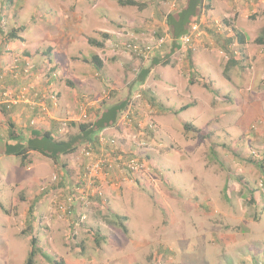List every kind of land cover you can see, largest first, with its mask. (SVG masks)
Returning a JSON list of instances; mask_svg holds the SVG:
<instances>
[{"label":"rangeland","instance_id":"obj_1","mask_svg":"<svg viewBox=\"0 0 264 264\" xmlns=\"http://www.w3.org/2000/svg\"><path fill=\"white\" fill-rule=\"evenodd\" d=\"M119 1L0 0V69L9 75L23 61L17 77L37 75L20 84L24 96L29 85L50 86L52 108L40 106L64 128L56 139L76 133L72 124L92 121L100 106L130 99L113 132L102 130L97 142L62 156L58 166L37 152L24 167L17 157L0 156V264H23L31 235L41 253L62 264H264V196L249 201L250 191H263L262 177L248 162L264 159V44L254 42L264 17L249 16L247 42L225 50L221 42L236 22L202 12L200 34L180 42L168 64L152 67L139 84L138 72L163 54L169 38L148 60L126 44L165 36L172 2L136 0L138 8ZM207 29L224 40L215 35L218 45L214 39L195 45ZM103 33L109 38L102 48L88 44ZM6 41L16 46L5 50ZM29 41L36 48L25 46ZM95 52L100 70L91 62ZM230 56L238 64L226 70ZM163 78L172 89L155 88ZM0 90L5 106L8 89L0 84ZM132 160L141 167L131 170ZM34 261L49 264L40 253Z\"/></svg>","mask_w":264,"mask_h":264},{"label":"trees","instance_id":"obj_2","mask_svg":"<svg viewBox=\"0 0 264 264\" xmlns=\"http://www.w3.org/2000/svg\"><path fill=\"white\" fill-rule=\"evenodd\" d=\"M119 2L121 5L136 6L139 8L138 2L136 0H123ZM203 2L204 0H183L182 4L179 5L177 9L167 14L166 33L169 38V42L166 44V46L168 45V47L164 49L163 54L157 53L151 57L149 66L142 67L138 72V75L134 81L135 83L143 84L152 67L156 65L165 66L168 64V58H170L180 48V37L188 33L189 26L192 23H197L199 21L203 9ZM16 33V30H12L10 33H8L9 39L15 38ZM0 34H3L1 30ZM235 36L239 40L238 44L243 45V36L241 34H236ZM101 37V41H98L95 38H88L87 42L91 46L101 48L103 47L104 40L109 38L105 33H103ZM261 40L262 39H259L257 41L259 42ZM91 62L96 70H100L102 68V61L97 55L91 56ZM237 64L238 61H234L233 58H230L229 61H227L226 70L229 66H235ZM21 89L23 88L21 87ZM8 93L9 92H5L4 96ZM9 94V98H16L18 95L11 92ZM129 102V96H126L114 102L113 104H104L100 106L98 109H96V111H94L92 121L88 123L72 124V126L76 128V133L69 135L66 139H56L53 135L54 133H52L53 131H40L31 126L27 129L17 130L14 123L11 120H8L7 139L5 141H0V156L17 157L20 159V166L24 167L30 162L28 158L29 152H37L41 156L51 159L53 163L56 164L59 162L62 156L74 154L81 145H92V143L97 142L98 134L102 130L116 125L119 118L127 110ZM184 127L186 129L189 128L188 125H184ZM54 132H57L56 128H54ZM248 162L255 164L262 177L261 184L263 191H256L254 193L253 191H250L251 198L249 201L254 203L256 197L264 196V159H248ZM31 211L32 207L29 208V218H27L26 222L28 228L30 227ZM120 228L123 232H126L125 226L120 225ZM38 253H40L43 259H45V261H47L49 264H62L60 261H56L48 255L41 253L37 247L36 237L31 235L30 250L23 264H35L34 257Z\"/></svg>","mask_w":264,"mask_h":264},{"label":"crops","instance_id":"obj_3","mask_svg":"<svg viewBox=\"0 0 264 264\" xmlns=\"http://www.w3.org/2000/svg\"><path fill=\"white\" fill-rule=\"evenodd\" d=\"M181 1L183 2V0H181ZM179 5H177L175 7H172V6L171 7L173 10H175L179 7ZM173 10H171V11H173ZM202 12L203 13H209V14L215 15V16H226V17L231 16V19H232L231 22L233 24H234V22H236V25L233 28V35L231 36V38L227 39L226 44L221 42V45H222L221 47H224L225 49H227L228 44H230L234 41H236L237 44L239 43L238 42L239 40L235 36L236 34H241L243 36L244 44L247 42V40H246L247 38L244 35L245 34L244 28H245V25L248 23V17L249 16L257 17L256 21H258L259 19H262L264 17V0H204ZM147 13L148 14L150 13L149 15H151L152 17L155 16V12H152V11L150 12V10L147 11ZM166 16H165V18H166ZM258 16H259V18H258ZM88 17H92L91 19H93L94 23H99V21L95 20L96 17L94 15H89ZM207 18H209V17H207ZM78 20L82 21L81 17H78ZM202 21H203V18L199 19V22H202ZM153 22H154V24H157V21L155 19ZM199 22H197V23H199ZM165 23H166V19H165ZM102 27L98 26L96 31L105 32L106 31L105 28L102 29ZM166 30H167V27H166V29L163 30V32H166ZM23 33L25 36H28L27 35L28 31H24ZM215 35H217L218 38L219 37L221 39L223 38V40H224V35L223 36L220 35V33L215 32L214 29H207L203 38L200 37L201 39H199V38L194 39L195 40L194 44L196 45V43H197L199 45L200 42H204L207 45V44H209V42H213V39H214V43L216 45H218V43H219L217 41L218 38L217 39L214 38ZM259 39H262L261 41H259L260 43L257 41ZM39 40L42 41V39H39ZM43 40H45V39L43 38ZM34 41H36V39ZM41 41L40 42L38 41L39 44H41ZM99 41H101V40H99ZM151 41H152V39H151ZM31 42L32 41H29V43H24V44H25V46H28V47L30 46L29 48H33V47L36 48L37 43H31ZM254 42H257L260 45L264 44V28L261 29L260 35L254 40ZM53 43L56 44L58 42L54 41ZM244 44L240 45V46H244ZM247 44H249V43H247ZM56 45H58L60 48H62V46H63V45H59V44H56ZM192 45H193V42H192ZM14 46H16L15 42L6 41L4 43L3 47L5 50H12L11 47H14ZM247 47H248V45H247ZM179 50H181V47L179 48ZM57 55H58V51H55V57ZM95 55H97L100 59L99 53L95 52ZM187 55H188V58L190 59L191 53L188 52ZM261 55L259 54V56H258L259 59L261 58ZM230 58H233L234 61H238L235 58V56H230ZM21 62H23V61H19V64L13 65L12 69L9 70V75H8V73L4 74V72H2V70L0 69V84L3 87L7 88L8 89L7 91L9 93L11 92V93L18 94L19 90H20V87H19L20 84L21 83H28L27 81L30 80L31 77H34V72H32V74L30 73L29 76L27 75V78H28L27 80L26 79H19L17 77L18 75L16 73L20 72L22 70L21 69ZM35 62H36V60H34V63ZM33 68L37 69V66L34 64ZM35 69H33V71H35ZM1 75H4V76H2L3 80L1 79ZM36 78H37V75H35L34 79H36ZM34 79H33V81H34ZM167 85H169L170 86L169 88L172 89L173 83L170 84V81H169V83H167L166 80L163 78V79H159L156 81L155 88L157 87L156 89H158V88H162L163 86H167ZM23 87H26V86H23ZM37 87H39V89L33 87L32 85H29L26 87L27 90L28 89L30 90L29 95L25 94V96H24V92H22V93H20V95H17L16 98H10L11 102L10 101L7 102V100L2 101L4 104H6L7 107L4 105H0V141H5L7 139V129H8L7 121L8 120H11L14 123L17 130L27 129L28 127L31 126V127H34L35 129H37V128L40 129V131H53L52 133L55 134L56 132H54V128H56V131H57V129H60L61 125L55 121V120H57L55 117V112L54 111L51 112L48 109H47L48 111H45L40 106V105H45L44 103H46V105H49V104L51 105V106H48L49 109L52 108V104H51L52 100L50 99V96L47 95V93H48L47 91H48V89H50L49 88L50 86H48L46 89H44L41 87V85L38 84ZM0 92H1V90H0ZM21 96H23L22 99L18 101V97H21ZM46 97H48V98H46ZM33 101H35V103ZM31 102L33 104H30ZM18 103H19V105H18ZM32 122H34V124H39V126L35 127L34 125H30ZM56 123H57V125H56ZM106 131L108 133L113 132V127L108 128ZM30 153H34V152H29V154ZM29 154H28V158H29ZM35 154H38V153H35ZM38 155H40V154H38ZM71 155H73V154H71ZM7 157H12V156H7ZM45 159L50 160L53 163V161L51 159H48V158H45ZM57 164L58 163H56V166H58Z\"/></svg>","mask_w":264,"mask_h":264},{"label":"built area","instance_id":"obj_4","mask_svg":"<svg viewBox=\"0 0 264 264\" xmlns=\"http://www.w3.org/2000/svg\"><path fill=\"white\" fill-rule=\"evenodd\" d=\"M179 1L181 2V0H171L172 4L171 6L172 7H175L179 4ZM154 33V32H153ZM200 34V25L199 23H193L189 26V31L188 33L184 34L183 36L180 37V42L185 45V44H188L190 41H191V38L194 36V35H199ZM167 35L163 36V37H159V38H156L152 43H149L147 45H143V44H139L138 41H135V40H130L127 44H126V48L127 50L132 54L134 55L135 57H138L140 59H143V60H148L150 57H151V54L152 52L154 51V49L158 48V47H161L167 40ZM9 93L8 94H5V96L8 97L9 100H11L9 98ZM23 96L21 97H18V101H19V98L22 99ZM82 117L84 118L85 115L82 114ZM61 131L64 129L63 126H61ZM59 129V131H60ZM60 131V132H61ZM90 152L89 151H84L83 152V156L85 158L89 157L90 156ZM101 165L104 167V164L103 162H101ZM115 165V163H114ZM100 165L99 164H96L94 166H92L93 169H100L99 167ZM117 165H115L116 167ZM112 165H109L108 168H111ZM128 167L131 169V170H137L138 168L141 167V165H138L136 161L132 160L129 162L128 164ZM71 207V206H70ZM81 220H82V217H81Z\"/></svg>","mask_w":264,"mask_h":264}]
</instances>
